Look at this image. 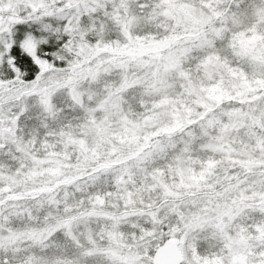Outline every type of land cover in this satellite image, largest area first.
Here are the masks:
<instances>
[{"label":"trees","instance_id":"trees-1","mask_svg":"<svg viewBox=\"0 0 264 264\" xmlns=\"http://www.w3.org/2000/svg\"><path fill=\"white\" fill-rule=\"evenodd\" d=\"M196 1L202 3L205 11L213 17L212 21L202 29L194 27L186 29L165 22L162 31L156 30L155 33L147 26L150 21V17H147L148 21L136 30L139 38L137 42L148 48L143 49L142 56L151 59L153 56H158L159 61H164L168 55L166 52L171 51L172 57L176 59L174 62L177 67L179 64V69L182 70L181 74L179 71L175 73L176 68L170 72V78L178 84L172 95L175 96L173 99L182 102L191 117L183 123V133L180 135H184V138L188 136L186 140H190L195 145L199 140L201 142L207 136L225 132L229 128L234 138L239 137L241 148L248 147L254 151V142L263 134L260 126L246 124L241 127H231L229 122L234 114L258 107L257 102L262 99L264 93V78L256 71L253 72V69L249 70L243 55H237L234 60L228 57L230 52L234 51V46L242 43L243 37L255 36L253 27H247L244 31L242 26L243 29L239 31L233 26L234 18L231 12L238 8V3L232 5L235 0ZM16 13V10L15 12L0 10V23L4 22L3 25H7L8 28L2 27L5 31H2L3 36L0 35V50L5 49V43L9 44L8 51H3L0 61V81L9 83L14 81V85H22L34 80L40 67L34 57L27 53L20 40L25 39L29 34L37 44L36 56L42 55L46 50H50L55 55L60 54L63 47L60 48L58 35L62 32V28L58 20L63 12L56 10L53 13L39 14L34 10L29 12V8L23 7L18 14ZM209 28L212 37L208 38L206 43L201 44L196 37H192V40L182 44L183 37L188 32L194 35L197 31L209 30ZM111 31V38L106 40L104 45L111 52L116 53V61L108 67L103 66L102 75L114 83L119 73L116 67L117 57L123 55L120 60L125 61L127 58L123 53L131 43L119 37L116 28L111 27ZM176 38H182L178 44ZM261 38H264V32ZM158 48L160 52L157 51ZM214 50L219 54L223 65L209 75L206 59ZM189 51L192 55H198L195 63L192 61L193 64L187 58L190 56ZM10 56L14 57L15 62L8 61ZM60 57L62 58L60 65L64 67L68 65V61L76 67L75 63L80 60L72 51L64 57L60 54ZM55 59L51 63L59 64L57 58ZM12 63L16 65L13 69L9 68ZM202 65L203 67H200ZM199 67L201 69H197ZM188 72L193 73V78L188 76ZM189 81L199 82L201 89L199 93H205L204 95L209 97L208 100H212L210 106L204 105L203 96L198 97L195 91L188 89ZM185 83L187 86L185 91H192L194 93L192 97L179 96L183 90L181 85ZM125 89L126 92L129 90L120 85L118 93L121 94L122 105L128 115L131 112L132 115L149 112L159 101L148 94L137 102L127 101ZM51 99L55 112L22 104L21 100H14L8 104L15 114L20 112L15 118L16 125L13 128L19 143H0V227L21 230L34 228L43 233H45L44 228L48 226L56 225L57 228L45 233V236L39 239L34 237L20 239L15 245L0 248V264H12L15 260H20L24 251L33 252L38 258L49 257L52 261L60 260L58 258H75L78 243L64 232V224L68 221H81L90 214H94L97 224L96 237L101 245L110 244L109 231L115 225L111 220L116 221L118 218L121 224L117 221L116 223L125 235L123 241L127 243L131 241L138 246L144 243L146 253L150 256L156 246L162 242V238L170 234V226L173 227L176 222L172 217L173 214H168L166 218H169L164 224H159L155 228L152 227L147 216L148 210L159 203L163 192L167 198L164 186L167 185L173 192H177L176 187L191 191L190 198L196 199L195 201L212 199L208 193L210 186L221 175L230 174L229 177L233 179L228 181L243 187L246 193L254 190L258 195L260 189H264L259 176L255 175L257 170L263 169V164L255 160L244 166L239 162L224 161L221 156L210 154L208 151L204 153L208 161L194 158L195 185L187 186L180 176L179 169H176L174 177H171L170 163H177L169 158L172 154L170 147L176 146L177 136L167 134L169 131L156 133L155 136L160 139L156 144L150 134L145 135V140L136 143L126 138L128 134H123L122 138L118 135L107 136L98 143H94L96 140L87 139V147L82 148L81 143L82 141L84 143L87 131L83 124L87 115L72 110L70 102L78 108L82 105L75 102L73 97H68L66 91L63 94L52 95ZM24 106L25 110H23ZM68 111L70 114L67 115ZM76 123L81 126L77 127ZM121 147L124 149L122 150ZM35 156L47 160L46 165L38 168L37 172H34L33 166ZM127 172H131L130 181L125 180ZM157 177L162 183L159 179L155 180ZM218 182L220 180H217ZM127 193L133 201L130 206L124 203L126 200L124 195ZM171 197L174 199L177 196ZM210 205L209 209L214 207L213 201ZM126 209L130 214H123ZM108 214L114 215L115 219ZM241 219L238 223L243 236H260L261 218L256 212L246 214ZM123 226H126L125 229ZM212 230L214 229L210 227V232ZM198 244L199 242L197 246ZM201 246V244L200 247L198 246L199 256L201 259L204 258V263L209 264L212 257H218L219 252ZM62 261L60 260L59 264ZM85 264L110 263L95 259Z\"/></svg>","mask_w":264,"mask_h":264},{"label":"rangeland","instance_id":"rangeland-1","mask_svg":"<svg viewBox=\"0 0 264 264\" xmlns=\"http://www.w3.org/2000/svg\"><path fill=\"white\" fill-rule=\"evenodd\" d=\"M237 3L238 8L231 12L234 18L232 19L233 26L237 27L239 31L243 29L242 26H244V31L247 27H253L255 36L243 37L242 43L239 46H234V51L230 52L228 57L234 60L237 55H243L249 70L253 69V72L256 71L260 77L264 78V38H261L264 32V28L261 27L264 26V0H235L232 5ZM23 7L29 8V12L34 10L39 14L61 10L63 15L58 21L62 32L58 35V40L60 41V48H63L60 54H63L64 57L65 54L72 51L73 55L79 57L80 60L75 63L77 64L76 67L74 64H69V61L68 65L64 67L60 65L62 60L60 54L55 55L50 50L36 56L37 44L29 34L28 37L20 40L22 46L38 63L40 71L36 72L34 80L22 85H14V81H10L9 84L0 81V143L18 142L17 136L13 133V128L16 125L15 118L20 112L15 114L8 105L9 102L21 100L22 104L54 111L55 106L51 101L52 95L63 94L66 91L68 97H73L75 102L82 105L78 108L70 102L71 109L79 114L84 112L87 115L85 122L83 121L87 131L84 143L83 141L81 143L82 148L87 147V139L88 141L96 140L94 143H98V141L105 140L107 136L118 135L119 138H122L121 135L123 134H128L129 136L126 138L129 141L132 140L133 143L145 140V135L150 134L155 140L154 144H156L157 140H160L155 136L156 133L169 131L167 134L177 136L176 146L170 147L172 154L169 158L177 163H170L171 177H174V171L179 169L181 178L190 187L195 185L193 167L196 160L194 158L206 160L204 155L206 151L221 156L224 161L239 162L247 166L256 160L255 162L264 166V93L262 99L257 102V108L238 112L231 117L229 122L231 127H241L246 124L260 126L263 134L254 142V151L248 147L241 148L238 141L239 137L234 138L232 130H228L229 128L225 132L207 136L194 145L190 140H186L188 136L184 138V135H180L183 133V123L190 120L191 117H189L190 114L184 108L183 103L174 100L175 96H172L178 84L170 78V72L175 68V73L179 71L181 74L182 72L179 69V64L177 67L174 62L176 59L172 57V52H166L168 54L166 60L162 57L164 61H159L158 56H153L152 59L142 56L143 49L147 50L148 48L137 42L139 38L136 30L148 21L147 17H150L147 26L155 33L156 30L162 31L165 22L168 25L174 23L177 26L186 27V29L188 27L202 29L212 21L213 17L205 11L200 1L0 0L1 11L12 10L15 12L16 10V14H18ZM230 7L232 6L230 5ZM22 14L26 15L23 12ZM3 24L4 22L0 23L1 36L4 35L2 31H5L2 27L8 29L7 25ZM111 27L118 30L119 37L131 43V46L126 47L127 50L123 53L127 59L121 61L120 58L123 55L117 57L116 67L119 69V73L114 83L102 75L103 66L108 67L113 64L117 56L115 52H111L104 45L106 40L111 38ZM211 34L210 28L209 30L197 31L194 35L192 32H188L183 37L182 44L192 40V37H196L198 42L204 44L208 38L212 37ZM176 39L178 44L182 38ZM8 46L9 44L5 43V49L0 50V61L3 51H8ZM157 51L160 52V48ZM189 52L190 56H187L189 62L195 63L198 55H192L191 51ZM218 55L214 50L206 59L209 75L215 73L223 65ZM55 58L59 64L51 63ZM9 60L15 62L12 56L8 58ZM15 66L12 63L9 68L13 69ZM200 67L197 69H201ZM188 76L193 78V73L188 72ZM198 83L189 81L188 89L195 91L198 97L203 96L204 105L210 106L212 100L209 99V101V97L205 96V93H199L201 89ZM120 85L129 89L127 92L125 89L127 101L134 100L137 102L146 94L159 99V101L153 105L149 112L141 115H132L131 112L128 115L123 108L121 94L118 93ZM181 86L183 90L180 92V97H192L194 95L192 91H185L186 83ZM188 100L191 101L189 98ZM23 110H25V106ZM68 114H70L69 111ZM81 120H83L82 117ZM76 126H81V124L76 123ZM35 128L39 130L38 127ZM121 149L124 148L121 147ZM33 159L34 172H37L38 168L47 163L45 158L35 156ZM130 175L131 172H127L125 180L130 181ZM229 175L218 176L217 180L220 182L217 183L216 180L211 184L208 193L212 199L206 198L195 201L196 199L190 198L191 191L176 187L177 192H173L166 185L164 188L168 195L167 198L163 192L156 207L148 210L149 215L147 216L150 218L152 227L159 224L163 225L164 221L169 218L166 216L173 214L172 217L175 218L176 222L173 227L170 226V234L166 237L178 236L180 238V248L185 256L182 264H206L203 262L205 261L204 258L201 259L199 256L198 246L200 247V244L201 247L219 252L218 257H212L213 259H210L209 264H264V189H260L261 192H258V195L254 193V190H249V193L252 194L246 193L243 187H238L235 182L230 183L228 181L233 179ZM255 175L259 176L264 186V167L257 170ZM158 179V177L155 178L157 181ZM171 196L177 197L173 199ZM124 199H126L124 203L128 206L132 205L133 201L129 193L124 195ZM212 201L214 207L209 209ZM251 212H256L261 218L259 237H245L240 231L239 220L241 222V218L245 217L246 214H251ZM123 214L130 213L126 209ZM108 215L115 219L114 215ZM92 219L94 220V214H90L78 222H65L64 232L78 243V250L76 249L75 258H58L63 260L61 264H85L95 259L110 264H153L152 258L155 250L149 256L146 253L144 243H140L138 246L131 241L124 242L125 235L116 223L117 221L118 224H121L118 218L116 221L111 220L115 225L109 231L110 244L107 246L101 245L96 237L97 224ZM125 227L123 226V229ZM210 227L214 229L211 232ZM56 228V225L54 227L48 226L44 228V231L48 233ZM36 230L34 228L21 230L0 227V248L15 245L20 239L33 237L39 239L45 236V233ZM166 237L162 238V241ZM207 253L209 252L207 251ZM21 256L20 260H15L12 264H59L60 261L55 259L52 261L49 257L38 258L33 255V252L27 251L22 252Z\"/></svg>","mask_w":264,"mask_h":264},{"label":"water","instance_id":"water-1","mask_svg":"<svg viewBox=\"0 0 264 264\" xmlns=\"http://www.w3.org/2000/svg\"><path fill=\"white\" fill-rule=\"evenodd\" d=\"M185 256L180 248V238L178 236L166 237L159 244L154 253L153 264H182Z\"/></svg>","mask_w":264,"mask_h":264},{"label":"flooded vegetation","instance_id":"flooded-vegetation-1","mask_svg":"<svg viewBox=\"0 0 264 264\" xmlns=\"http://www.w3.org/2000/svg\"><path fill=\"white\" fill-rule=\"evenodd\" d=\"M28 53V52H27ZM29 54V53H28ZM30 55V54H29ZM8 82V81H5V83ZM9 83V82H8Z\"/></svg>","mask_w":264,"mask_h":264}]
</instances>
